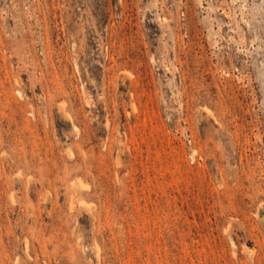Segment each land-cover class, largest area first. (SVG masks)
I'll return each instance as SVG.
<instances>
[{"label":"rangeland","instance_id":"374dc122","mask_svg":"<svg viewBox=\"0 0 264 264\" xmlns=\"http://www.w3.org/2000/svg\"><path fill=\"white\" fill-rule=\"evenodd\" d=\"M0 264H264V0H0Z\"/></svg>","mask_w":264,"mask_h":264}]
</instances>
